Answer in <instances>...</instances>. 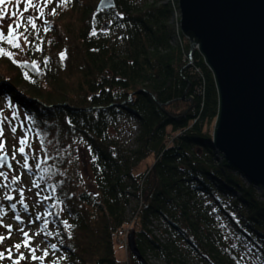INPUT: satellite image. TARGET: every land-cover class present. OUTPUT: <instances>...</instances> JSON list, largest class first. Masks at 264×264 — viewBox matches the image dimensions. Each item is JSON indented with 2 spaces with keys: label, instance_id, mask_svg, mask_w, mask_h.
<instances>
[{
  "label": "trees",
  "instance_id": "1",
  "mask_svg": "<svg viewBox=\"0 0 264 264\" xmlns=\"http://www.w3.org/2000/svg\"><path fill=\"white\" fill-rule=\"evenodd\" d=\"M97 2L70 0L57 9L50 30L35 40L41 50L28 46L39 59L38 72L0 56V82H9L0 85V97L30 115L18 121L31 129V141L53 148L29 152L26 171L55 179L56 167H62L66 175L49 184L34 177L45 213L8 199L0 208L40 216V225L47 220L55 227L56 240L47 242L66 257L56 264H124L116 257L114 238L131 221L126 208L133 201L131 232L147 261L264 264V190L211 147L219 110L216 83L201 54L194 50L189 56L181 32V47L171 43L169 3L115 0L114 8L97 12ZM68 10L73 19L65 15ZM108 17L116 36L102 22ZM14 87L23 89V96ZM128 117L139 125L131 155L115 146L111 134ZM83 148L90 184L76 164ZM148 158L151 163L145 161L146 170L139 173Z\"/></svg>",
  "mask_w": 264,
  "mask_h": 264
},
{
  "label": "water",
  "instance_id": "2",
  "mask_svg": "<svg viewBox=\"0 0 264 264\" xmlns=\"http://www.w3.org/2000/svg\"><path fill=\"white\" fill-rule=\"evenodd\" d=\"M115 6L99 0L96 11ZM177 6L189 56L201 54L218 90L211 147L264 190V0H177ZM127 244L138 264H149L133 233Z\"/></svg>",
  "mask_w": 264,
  "mask_h": 264
},
{
  "label": "rangeland",
  "instance_id": "3",
  "mask_svg": "<svg viewBox=\"0 0 264 264\" xmlns=\"http://www.w3.org/2000/svg\"><path fill=\"white\" fill-rule=\"evenodd\" d=\"M84 1L85 0H80V3L78 5L82 4ZM164 2L169 3L171 10H172V14H171V17L169 20L170 24L172 25V30H173V36H172L171 43L177 44L181 47V45L183 44L182 43L183 41L179 40L177 38V33H176L180 29L179 28L180 16H179L178 9H177V12L175 13V11H173V7L171 6V1L170 0H164ZM34 3L37 5V9H39V7L42 4V0H34ZM97 3H96V5H97ZM24 7H25L24 0H12V2H10V3L7 2V0H6V3L4 5H0V9H2L6 13L4 19H0V29H2L4 31L5 37H7V25L11 24L13 26V28H15L14 21L20 15V13L23 11ZM53 7H56V3H54ZM50 9H51V6L49 4L48 7L44 8L45 15L42 18V20L37 21L39 32L40 31L42 33L45 32L44 27L48 28L50 26V23L52 22L53 16L50 15V12H51ZM57 9H59V7ZM95 9H96V7H95ZM13 13H15L16 15L13 16ZM29 14L36 16V15H38V11H32L30 9L29 12L24 13L25 17H27ZM65 15L68 17V19H73L72 18L73 15L70 13V10H68ZM44 19H46L48 21L47 25L43 24ZM102 22L103 23L106 22L109 24V26L107 27V30L110 31L113 36L117 35V30L115 28H113V26L111 25L112 24V18L111 17L105 18ZM17 31L24 32V28L21 27ZM29 33H32V35H34L31 29H29V32L27 34L29 35ZM32 35H29V39L34 38ZM63 37H65V36H63ZM117 42H119V44H121L120 38L117 39ZM21 43L23 44L22 40H21ZM0 44H1L0 46L5 48L6 51H11V52L17 53L12 58L16 61H19L20 63H23V61H25V60L29 61V63H31L32 61H35V59H33L32 56L28 53V51H29L28 46L23 47L22 50H17V49H13L11 47V45H8L6 40L3 42H0ZM33 49H34V47L32 46V50ZM61 53H63V52L61 51L60 54ZM38 60L39 59H37V61H35V62L37 65H39V69H40L41 65H40ZM2 83L9 85V82L7 80L1 81L0 85ZM17 93H18V95L23 96V94H24L23 89L17 90ZM27 99H28V97H27ZM30 100H32V99H30ZM33 100L36 102H39L37 99H33ZM65 105L67 106V104H65ZM0 109H3L5 114H8L10 112V109L7 107L6 101L2 97H0ZM15 110L17 111L19 116H21V115L25 116V114L21 108L15 109ZM29 116H27V117L29 118ZM17 121H14L13 123L18 126L21 122H19V121L17 122ZM111 134L113 136L112 138H113V141L115 143V146H117L124 154L131 155V152L133 150H135L137 147L136 138L139 134V125L134 119H132L131 117H128L127 119H125L124 121L119 123L116 127L112 128ZM21 135H23V133L21 132L19 127L17 128L16 136H14L11 133V131L8 129V126L5 125V132H4L3 139L5 140V150L9 156L10 163L12 164L13 170H9L6 167L0 169V171H6L9 173V179L8 180H3V178L0 177V183L7 184V187H0V205H4V204L7 205V203L5 202V200H6L5 197L8 195H11V196L15 197L14 200L16 202H18L19 200H23V202L25 204L33 206L36 209V211H38V214L40 215V214L45 213V211H46V209L41 204L42 202H40V197H42L44 194H41L39 191V188L34 186V185H38V182L35 180L34 177L40 178L42 180V182L45 184L46 183L49 184L52 181H55V180L57 181V179H60L61 176L64 177L66 175H65V171L62 170V167H56L55 170H57L59 175L55 179L50 174L33 175V173H31V171H26V169L23 167V156L21 154L17 153L16 159L12 160L11 156H12V152H13V146L14 145H16L17 147L19 146L18 141H17V137H19ZM28 136H29V142H30L29 144L31 145V147L26 148V154L29 152L35 151L36 152L35 155H36L38 151H41V149H42L43 153H44V150L46 152H49V153L51 152V150H53L52 145L50 143H47L46 145H44V144L40 145L41 148H39L35 142L30 140V134L29 133H28ZM46 141H48V139H46ZM28 155H30V153ZM77 155L78 156H76L77 157L76 158L77 159L76 164L82 172V176H83L84 181L90 184L92 177L89 173V165H88V161H87V152L84 148L79 149L77 152ZM42 157L44 158L45 155H43ZM151 159L148 158L146 160H143L141 162V165L136 170L139 171V173H143L146 170L145 161L150 164ZM17 161H19V163H17ZM13 175L20 176L21 179L18 183L14 184L11 182V177ZM19 189H23V191H24L23 196L19 195V191H18ZM37 193H39V196L36 195ZM135 203H136V201H133L126 208V217L129 218L131 221L127 225H125L117 233V235L114 238L115 249H117L116 250V257L118 260L123 261L124 264H133V262H134L132 259V255H131L130 251L126 247V242H127L128 234L133 233V232H131V227L133 226L132 225L133 224V216L131 215V207H133L135 205ZM5 212H6V215L3 218V224L4 225H11L13 232H12L11 238H7L8 237L7 229L6 228H0V235L5 236L4 242L2 244H0V251H4V250L8 249L9 247L13 246L14 244L22 242L23 235L19 231L20 228H23L24 231H27L29 233V236H32L33 233L39 231V228L41 226L38 222H36L35 218L29 217L27 215V213H25L23 211L18 210V213L15 211L14 212L5 211ZM14 213L19 214L21 216L22 220L24 221V223H20V222L16 221L14 219ZM30 220L35 221V222L29 223ZM154 224L157 225V223H155V222H154ZM54 228L55 227H53L51 224H49V227H48L49 231L48 232L53 233V235H51V236H44V234L41 233V235L33 237V240L31 241L32 246L33 247L39 246L40 249L48 247L49 243L47 241L52 240V239L56 240V236L54 235V233H55ZM159 232L160 231H158V232L156 231V233L158 235H160ZM20 251L24 252L25 257L27 258L25 261H21V264H40V261H32L31 260V257L29 256L27 249L21 247ZM13 255L14 256L16 255L14 249H13ZM36 255L40 256V255H42V252L38 251L36 253ZM49 257L56 258V259H52V260L56 261L57 258L60 257V255L55 254V252H53L50 249ZM6 261H8L7 264L10 263L9 260L6 259ZM47 261H48V259L44 262V264H48ZM147 262L149 264H155L158 262V260H155L153 258H149Z\"/></svg>",
  "mask_w": 264,
  "mask_h": 264
},
{
  "label": "snow or ice",
  "instance_id": "4",
  "mask_svg": "<svg viewBox=\"0 0 264 264\" xmlns=\"http://www.w3.org/2000/svg\"><path fill=\"white\" fill-rule=\"evenodd\" d=\"M7 2H12V0H7ZM25 2V7L23 11L20 13V15L16 18L14 21L15 28L11 24L7 25V37L4 35V31L0 29V42H3L6 40L8 45H11L13 49L17 50H22L23 47L25 46H34L36 48V51H40L41 48L39 44L35 43V40L39 37V29L37 25L38 20H42L44 17V8L48 7L49 4L56 3V7H53L51 9L50 15L55 16L57 15V8L67 5L70 3V0H42V4L37 9V5L34 3V0H24ZM6 3V0H0V5H4ZM38 11V15L33 16L29 14L27 17H25L24 13H27L30 11ZM6 13L0 9V19H4ZM16 14L13 13V16ZM48 21L46 19L43 20V24L47 25ZM21 27L24 28V32H19L17 31ZM29 29L32 30L34 34L33 40H29L28 32ZM50 29L47 27H44V31L47 32ZM93 35H95V31L92 32ZM21 40L23 41V44L21 43ZM17 53L11 52V51H6L5 48L0 47V56H6L8 58H12L16 55ZM61 60L66 58L65 53H61ZM14 63H16V60H13ZM47 59H45L44 63L47 64ZM25 65H28L32 67L35 71H39V65L36 64L35 61H32L29 63V61L25 60L23 61ZM25 77L28 78V74L25 73ZM7 107L10 109V112L8 114L4 113L3 109H0V169L7 167L9 170L12 169V164L9 162V156L5 150V140L3 139L4 137V132H5V125L8 126V129L11 131V133L16 136L17 134V128L21 130L23 135L17 137L18 141V147L16 145L13 146V152L11 159L15 160L17 153L21 154L23 156V167L25 169H30V164H29V159H28V154H26V148H30L31 145L29 144V136L28 133L31 131L30 128H27L25 126V123L22 121L18 126L15 125L13 122L20 119L17 111L15 110V106L12 104L11 101H7ZM25 120L28 119L27 116L24 117ZM38 135V134H37ZM19 163V161H17ZM0 177L3 178V180H8L9 179V173L6 171H0ZM20 176L13 175L11 177V182L12 183H18L20 181ZM35 187H39V185H34ZM0 187H7V184L0 183ZM19 195L23 196L24 191L23 189H19ZM39 196V193L36 194ZM8 200H14L15 197L8 195L5 197ZM45 199H51V197H45ZM19 203L23 204V200H19ZM12 209L16 208V203H12L10 205ZM25 210H27V205H25ZM6 215V213L3 212V209L0 208V228H6L8 232V237L11 238L13 229L11 225H4L3 224V218ZM14 219L20 223H24L22 220L21 216L19 214L14 213ZM36 220H40L41 217L37 216L35 218ZM35 221L30 220L29 223H34ZM66 227H71V225H68L67 221L63 222ZM49 227V222L47 220L44 221V223L40 226L39 231L33 233L32 236H29V233L27 231H24L23 228H20L19 231L23 235V240L21 243L14 244L13 246L9 247L8 249L4 251H0V260H9L10 264H21V261H25L27 258L25 257L24 252H21L20 249L21 247L27 249L29 256L31 257L32 261H40V264H44V262L48 259L49 254H50V249L55 252L58 251V247L56 244H50L48 247H45L43 249H40L39 246L33 247L31 241L33 240V237L41 235L43 233L46 236H51L53 233L48 232L47 229ZM5 240V236L0 235V244H2ZM13 249L15 250L16 255H13ZM38 251L42 252V255L37 256L36 253ZM61 259H64L66 257H60ZM49 264H56L55 261L49 262ZM238 264V262H237Z\"/></svg>",
  "mask_w": 264,
  "mask_h": 264
},
{
  "label": "built area",
  "instance_id": "5",
  "mask_svg": "<svg viewBox=\"0 0 264 264\" xmlns=\"http://www.w3.org/2000/svg\"><path fill=\"white\" fill-rule=\"evenodd\" d=\"M171 1V6L173 7V11H175V13L177 12V9H178V6H177V3L174 1V0H170ZM178 12H179V10H178ZM180 16V15H179ZM180 28V27H179ZM178 28V29H179ZM180 29L176 32L177 33V38L179 39V40H181V38H180V36H179V34H180ZM128 246V244H127V242H126V247Z\"/></svg>",
  "mask_w": 264,
  "mask_h": 264
},
{
  "label": "bare ground",
  "instance_id": "6",
  "mask_svg": "<svg viewBox=\"0 0 264 264\" xmlns=\"http://www.w3.org/2000/svg\"><path fill=\"white\" fill-rule=\"evenodd\" d=\"M127 248H128V246H127ZM129 250V249H128ZM131 253V252H130Z\"/></svg>",
  "mask_w": 264,
  "mask_h": 264
}]
</instances>
